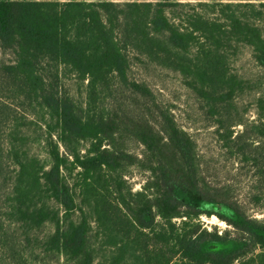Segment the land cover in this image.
Masks as SVG:
<instances>
[{
    "label": "trees",
    "instance_id": "16d2710c",
    "mask_svg": "<svg viewBox=\"0 0 264 264\" xmlns=\"http://www.w3.org/2000/svg\"><path fill=\"white\" fill-rule=\"evenodd\" d=\"M194 1L0 0V264H264V222L207 181L195 140L131 77L133 60L179 74L227 147L259 149L230 59L248 47L264 71V3ZM131 167L151 175L142 192Z\"/></svg>",
    "mask_w": 264,
    "mask_h": 264
},
{
    "label": "rangeland",
    "instance_id": "374dc122",
    "mask_svg": "<svg viewBox=\"0 0 264 264\" xmlns=\"http://www.w3.org/2000/svg\"><path fill=\"white\" fill-rule=\"evenodd\" d=\"M180 1L195 3L194 0ZM248 1L251 0L231 2L245 4ZM259 2L264 3V0L256 1ZM202 14L210 17L206 11ZM0 58H3L1 52ZM133 62L131 77L146 82L159 102L172 109L178 124L195 140L200 169L207 181L216 186H229L234 198L244 206L248 214L264 222V141H256L254 146L259 149L253 151L248 159L235 153V149L227 147L221 138L216 118L209 115L208 109L184 86L179 74L150 63ZM230 69L245 83L244 93L233 100L238 113L248 123H264V71L255 63L250 48L242 47L236 55H232ZM63 91L74 98L78 105L85 106L86 93L82 84L73 78H66ZM234 130L240 132L243 126H237ZM88 148L89 144L83 143L82 153ZM131 150L136 154L142 153V148L137 145H132ZM61 151L64 152V149L61 148ZM38 152L45 158L43 148H39ZM150 176L148 171L131 167L126 171L124 179L132 192L137 193L143 191ZM201 222L210 231L217 229L222 233L231 229L216 216H203ZM92 226L96 234L98 227L95 223ZM46 231L51 232L52 226H48ZM57 264H62V261Z\"/></svg>",
    "mask_w": 264,
    "mask_h": 264
}]
</instances>
